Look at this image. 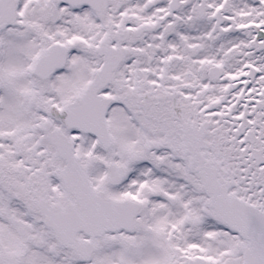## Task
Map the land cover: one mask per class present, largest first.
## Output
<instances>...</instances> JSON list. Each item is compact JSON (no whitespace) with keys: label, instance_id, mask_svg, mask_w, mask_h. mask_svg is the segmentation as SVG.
Masks as SVG:
<instances>
[{"label":"snow or ice","instance_id":"6c2138e0","mask_svg":"<svg viewBox=\"0 0 264 264\" xmlns=\"http://www.w3.org/2000/svg\"><path fill=\"white\" fill-rule=\"evenodd\" d=\"M0 264H264V0H0Z\"/></svg>","mask_w":264,"mask_h":264}]
</instances>
